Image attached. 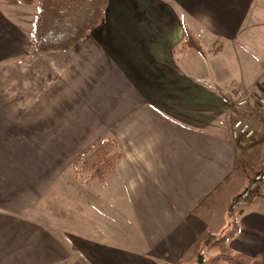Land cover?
<instances>
[{
    "label": "crops",
    "instance_id": "0c3cea01",
    "mask_svg": "<svg viewBox=\"0 0 264 264\" xmlns=\"http://www.w3.org/2000/svg\"><path fill=\"white\" fill-rule=\"evenodd\" d=\"M31 5L0 0V264L212 258L231 107L264 92V0H108L103 24L48 53ZM184 25L202 54L180 49ZM107 137L117 166L86 180L72 163ZM241 215L229 245L264 264V226Z\"/></svg>",
    "mask_w": 264,
    "mask_h": 264
},
{
    "label": "trees",
    "instance_id": "16d2710c",
    "mask_svg": "<svg viewBox=\"0 0 264 264\" xmlns=\"http://www.w3.org/2000/svg\"><path fill=\"white\" fill-rule=\"evenodd\" d=\"M25 3H35L30 42L35 52H66L78 42L85 39L89 33L105 21L108 0H23ZM191 48L203 53V47L195 34L183 26V39L180 49ZM264 154V141H262ZM120 152L115 138L107 137L94 142L85 149L72 163L75 172L85 175L86 180L104 181L116 168ZM232 174L226 176L216 186L215 190L228 185ZM261 188L256 180H249L248 187L235 198L237 208L256 198ZM208 197L199 202L202 204ZM232 229L228 234L209 235L206 242H211L218 253L209 264H217L224 260L227 264H252V259L242 253L233 251L229 245L230 239L239 231L236 220L229 219Z\"/></svg>",
    "mask_w": 264,
    "mask_h": 264
},
{
    "label": "rangeland",
    "instance_id": "374dc122",
    "mask_svg": "<svg viewBox=\"0 0 264 264\" xmlns=\"http://www.w3.org/2000/svg\"><path fill=\"white\" fill-rule=\"evenodd\" d=\"M33 7L36 8V4L31 5L30 10ZM26 10H29V7H26ZM25 15H28V18L33 21L32 16H29L27 13ZM32 21H30V23ZM237 103L238 100L232 105L231 110L233 109V112L229 117L231 135L233 140L235 142L237 141L238 144L235 170L232 174V180L228 185L220 188V192L216 193V196L209 202L211 203L216 200V209L214 211L217 212L216 217H219V219L212 218L211 222L214 224L210 226V231L216 232L215 235L228 234L232 229V225L228 220L234 219L237 223H240L243 216L241 215L242 212H245L244 218L246 219V223L253 219L251 223L258 222V225H260L261 222L262 226H264V154L261 153L262 141H264V112L256 107V102L249 103L247 100V103L241 106ZM237 120L248 122L252 131L249 137H245L241 134L235 135L234 137V123ZM82 177L86 178L85 175H82ZM251 179L258 182L261 191L255 199L243 203L240 208H237L234 206L236 203L235 198L244 192ZM207 237L208 236H206L205 239H207ZM206 243L211 244L210 241ZM215 250L217 254L218 249L215 248ZM205 254L208 255L207 251H205ZM215 255H213L212 258ZM212 258H207L206 260L204 258V261L200 264H209ZM217 264L227 263L221 260Z\"/></svg>",
    "mask_w": 264,
    "mask_h": 264
},
{
    "label": "built area",
    "instance_id": "2783aa9c",
    "mask_svg": "<svg viewBox=\"0 0 264 264\" xmlns=\"http://www.w3.org/2000/svg\"><path fill=\"white\" fill-rule=\"evenodd\" d=\"M247 103V99L246 98H240L238 100V105L241 106V105H244ZM256 107L264 112V92H262L256 99ZM251 129H250V126L248 124V122H243L242 120H237L235 123H234V129H233V134H234V137L235 135H238V134H241L245 137H249L250 134H251Z\"/></svg>",
    "mask_w": 264,
    "mask_h": 264
}]
</instances>
